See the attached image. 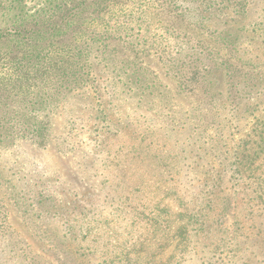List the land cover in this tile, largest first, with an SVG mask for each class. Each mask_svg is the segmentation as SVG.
Here are the masks:
<instances>
[{"label":"rangeland","instance_id":"rangeland-1","mask_svg":"<svg viewBox=\"0 0 264 264\" xmlns=\"http://www.w3.org/2000/svg\"><path fill=\"white\" fill-rule=\"evenodd\" d=\"M48 1L14 8L27 21ZM145 3L88 2L77 21L101 39L95 18L109 20L114 65L93 46L91 79L54 110L49 144L0 146V264H264V0L186 2L194 16L172 34ZM2 110L28 115L12 97ZM243 156L255 170L234 185Z\"/></svg>","mask_w":264,"mask_h":264},{"label":"trees","instance_id":"trees-1","mask_svg":"<svg viewBox=\"0 0 264 264\" xmlns=\"http://www.w3.org/2000/svg\"><path fill=\"white\" fill-rule=\"evenodd\" d=\"M18 1H4V7L0 9V46L9 40H13L15 44L10 50H0V146H11L19 140H29L34 145L45 147L50 142L54 110L61 106V102L68 95L75 94L91 79L93 64L90 57L93 46H98L101 50L109 49L107 54L109 60H103L109 66L114 65L110 62H113L119 51L115 47H110V40L114 39L111 35L115 32L112 33L109 20L102 16L95 18L102 25L101 39L95 35L91 38L93 34L91 23L80 24L77 21L85 13V9L89 8L86 6L87 3L98 0H49L47 7L38 12L37 17L27 18L25 15L27 21L22 17L21 11L14 8ZM186 2L192 3V0H150L149 6L145 3L139 9H142L144 16L147 17H150L147 9L153 10L151 15L157 21L156 29L163 24L167 28L162 29L172 34V31H176L178 22L193 15L192 11L184 6ZM86 13L94 15V12ZM127 13V10L122 11L123 16ZM40 22H45L48 26ZM151 23L149 19L146 26L147 33L151 32ZM38 26L44 28H37ZM84 26L85 31H83ZM110 33L111 35L107 37ZM147 45L146 43L145 46ZM11 97L24 106V111L28 112V115L22 114L23 117L13 119L10 113H2L5 100ZM240 105L232 101L233 118L238 117ZM180 109L185 111L183 108ZM185 112L189 113V111ZM106 118L107 116L104 115L103 119ZM210 149L205 148L204 154H210L213 150L217 152L215 149H218V145L211 143ZM234 154L236 156L239 153L234 152ZM222 158L224 164L230 161L225 154ZM248 160L243 156L242 160L237 157L232 164L229 163V166H232L230 180L234 185L240 183L244 171L254 172L255 168L251 170L252 164H248ZM222 173L223 171L215 175L219 179L218 182H221ZM230 209L236 211L237 204L234 202ZM200 227L201 230L203 224H200ZM178 230L173 236L180 238L185 234L181 245L187 248L193 232L184 225ZM195 231H198V228ZM197 235L198 232L193 236L196 238Z\"/></svg>","mask_w":264,"mask_h":264}]
</instances>
